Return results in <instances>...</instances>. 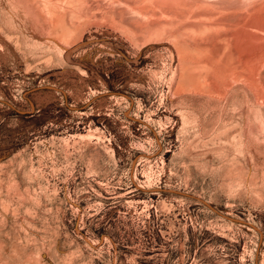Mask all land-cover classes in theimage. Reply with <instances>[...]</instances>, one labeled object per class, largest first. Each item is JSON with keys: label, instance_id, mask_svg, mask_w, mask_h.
<instances>
[{"label": "rangeland", "instance_id": "374dc122", "mask_svg": "<svg viewBox=\"0 0 264 264\" xmlns=\"http://www.w3.org/2000/svg\"><path fill=\"white\" fill-rule=\"evenodd\" d=\"M178 1L0 0V264H264V0Z\"/></svg>", "mask_w": 264, "mask_h": 264}, {"label": "bare ground", "instance_id": "6f19581e", "mask_svg": "<svg viewBox=\"0 0 264 264\" xmlns=\"http://www.w3.org/2000/svg\"><path fill=\"white\" fill-rule=\"evenodd\" d=\"M152 2L153 1H155L156 3H159L160 5H163V6H167V7H169V5L168 4H171L173 7H174V11L175 12H178V11H180V9L179 8H181V5H180V2L178 1V0H151ZM181 15L179 14V13H174L173 14V16H172V19H173V17H175L176 19H175V21L176 20H179V17H180ZM154 19H155V16L153 15V17H152V21L151 22H154ZM254 26H255V28H257V29H261V30H263L264 29V27L263 26H261V25H259V24H253ZM254 26H249L250 28L251 27H254ZM254 28V29H255ZM240 32H242V31H240ZM239 32V33H240ZM238 33V34H239ZM238 34L236 35V37H239L238 36Z\"/></svg>", "mask_w": 264, "mask_h": 264}]
</instances>
